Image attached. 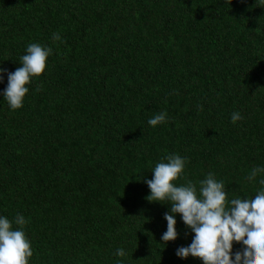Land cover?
<instances>
[{
  "label": "trees",
  "instance_id": "16d2710c",
  "mask_svg": "<svg viewBox=\"0 0 264 264\" xmlns=\"http://www.w3.org/2000/svg\"><path fill=\"white\" fill-rule=\"evenodd\" d=\"M262 5L0 0V67L14 72L29 43L54 50L22 108L4 101L7 73L0 82V214L29 220V264H203L176 255L194 236L181 215L179 237L161 240L171 205L149 201L145 181L175 153L188 158L177 184L213 172L229 200L252 191L249 171L264 163Z\"/></svg>",
  "mask_w": 264,
  "mask_h": 264
},
{
  "label": "clouds",
  "instance_id": "9594fccd",
  "mask_svg": "<svg viewBox=\"0 0 264 264\" xmlns=\"http://www.w3.org/2000/svg\"><path fill=\"white\" fill-rule=\"evenodd\" d=\"M51 39L54 43L63 42L59 31ZM53 51L48 44L29 43L19 59L21 66L14 72L0 67V82L7 73L3 96L11 110L23 107L30 91L28 85L45 72ZM242 119L239 111L231 115L233 124ZM167 121L165 110L150 117L148 124L156 127ZM187 161V157L169 153L151 169L153 178L145 181L150 188L149 201L171 205L164 214L167 230L161 240L168 242L179 237L177 215H181L194 236L189 245L177 248L178 257L200 258L203 264H264V163L249 171L247 179L253 183L252 191L229 200L224 181L213 172L198 184L191 180L177 184ZM28 223L22 213L11 219L0 214V264H29L34 250L25 231ZM234 241L241 245L235 251ZM114 255L123 258L126 251L118 248ZM115 264H124V260L117 259Z\"/></svg>",
  "mask_w": 264,
  "mask_h": 264
}]
</instances>
